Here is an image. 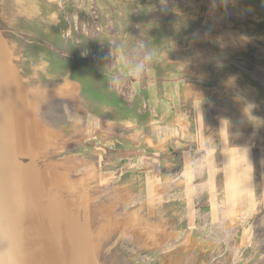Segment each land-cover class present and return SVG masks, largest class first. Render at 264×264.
Here are the masks:
<instances>
[{
	"label": "rangeland",
	"instance_id": "rangeland-1",
	"mask_svg": "<svg viewBox=\"0 0 264 264\" xmlns=\"http://www.w3.org/2000/svg\"><path fill=\"white\" fill-rule=\"evenodd\" d=\"M0 89L31 264H264V0H0Z\"/></svg>",
	"mask_w": 264,
	"mask_h": 264
},
{
	"label": "clouds",
	"instance_id": "clouds-1",
	"mask_svg": "<svg viewBox=\"0 0 264 264\" xmlns=\"http://www.w3.org/2000/svg\"><path fill=\"white\" fill-rule=\"evenodd\" d=\"M137 54H129L128 70L139 77L153 59L152 47L144 40L135 45ZM29 246L22 211V198L12 194L9 207L0 215V264H31Z\"/></svg>",
	"mask_w": 264,
	"mask_h": 264
},
{
	"label": "bare ground",
	"instance_id": "bare-ground-1",
	"mask_svg": "<svg viewBox=\"0 0 264 264\" xmlns=\"http://www.w3.org/2000/svg\"><path fill=\"white\" fill-rule=\"evenodd\" d=\"M2 86V85H1ZM4 86V85H3ZM1 90V89H0ZM3 92V91H2ZM7 92V91H6ZM6 92H5V94H6ZM8 93V92H7ZM2 94V93H1ZM1 96V95H0ZM6 96V95H5ZM7 99V98H6ZM9 99V98H8ZM4 102V101H3ZM6 102V101H5ZM3 108V107H2ZM4 109H5V107H4ZM3 111H5V110H3ZM6 112V111H5ZM10 112V111H9ZM20 117V116H19ZM13 118V117H12ZM7 122V121H6ZM8 124V123H7ZM8 129V128H7ZM11 135V134H10ZM16 138V137H15ZM17 141H19V140H17ZM9 143V142H8ZM7 157V156H6ZM8 165V164H7ZM17 170V169H16ZM5 171V170H4ZM7 171V170H6ZM3 172V170L2 169H0V176H2L1 174H3L2 173ZM10 173V172H9ZM9 173H8V175H9ZM4 174H6V173H4ZM10 175H11V173H10ZM4 176V175H3ZM7 179V178H6ZM9 183H11V182H9ZM0 187H2V186H0ZM5 194V193H4ZM8 194V193H7ZM4 197V196H3ZM7 204V203H6ZM0 206H2L3 207V204L2 205H0ZM4 208V207H3ZM7 208V207H6ZM41 233V232H40ZM39 256V255H38ZM44 256V255H43Z\"/></svg>",
	"mask_w": 264,
	"mask_h": 264
}]
</instances>
